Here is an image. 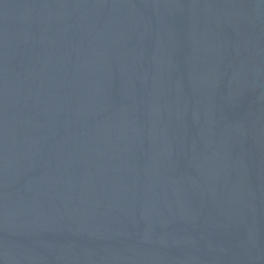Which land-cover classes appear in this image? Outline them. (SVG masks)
Instances as JSON below:
<instances>
[{
    "label": "water",
    "instance_id": "water-1",
    "mask_svg": "<svg viewBox=\"0 0 264 264\" xmlns=\"http://www.w3.org/2000/svg\"><path fill=\"white\" fill-rule=\"evenodd\" d=\"M0 264H264V0H0Z\"/></svg>",
    "mask_w": 264,
    "mask_h": 264
}]
</instances>
